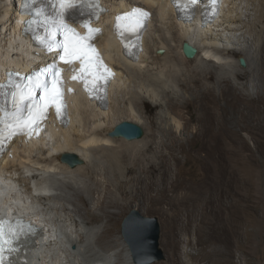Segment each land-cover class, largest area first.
<instances>
[{
  "label": "bare ground",
  "instance_id": "1",
  "mask_svg": "<svg viewBox=\"0 0 264 264\" xmlns=\"http://www.w3.org/2000/svg\"><path fill=\"white\" fill-rule=\"evenodd\" d=\"M105 1L114 13L127 11L133 5H143L156 12L157 15L154 14L146 33L145 52L140 61L125 60L122 57L120 47L108 28H106L107 33L100 38L99 43L107 58L120 72L112 88L109 109L105 110L96 103L88 101L82 94H77L72 98V120L68 128L55 124L50 125L51 131L46 138L27 145L21 142L13 145L14 157L4 161L3 165L7 167L10 174L9 180L2 179L4 185L0 187V196L4 195L2 199L5 200V204L15 215L26 216L29 220L43 221L48 228V235L43 241L41 238L23 241L27 242L26 246H28V253L24 256L27 261L25 260L24 264H109L110 261L112 262L110 264H121L125 261L128 264H134L130 249L123 237L119 242L115 241L116 246L123 247V254L121 251L117 253L115 261L112 260L111 255L101 254L96 248L106 250L110 247L107 240L117 233L118 225L117 214L111 212L110 208L121 206L119 201L111 199L113 179L108 177L103 184L96 179V176L103 172L107 173L110 169L119 168L122 171V179L116 177L118 191L122 197L128 195L124 173L129 169L125 167L129 143L121 138H113L112 133L118 125L125 122L124 119L129 120H126L127 122L133 120L139 126L144 125L143 123L148 120L145 121L139 106L143 108L148 103H152L165 106V110L163 115L160 114L161 116L151 125V129L154 130L156 126H159L163 134L167 136L172 128L168 127V130L165 125H169L170 120L173 119L172 113L176 107V100H178L174 96L176 93L174 89L177 87L183 91L195 90L199 88L202 79H215L217 75L215 71L205 66L209 63L215 64L210 51L214 52V56L215 54H226L241 57L242 54L245 56L248 52L244 49L232 48L230 45L235 47L241 45L252 49L258 41L254 42L256 38L252 37L255 33L257 34V32L253 33L254 24L249 20L248 25L243 18L244 10L250 11L257 8L254 3L257 0H225L220 17L215 22L202 27L199 18H196L193 23L180 21L171 4L172 0ZM244 3H247V6ZM227 5L230 12L231 5L233 6L235 15L227 14ZM259 6L262 7L261 22L264 25V0H260ZM247 16L251 19V14ZM108 17V15L105 16L103 21ZM157 18L165 29L173 32L168 31V35L157 36L154 39L155 48L164 51L161 56L166 62L160 66L161 56H158L152 64L161 69L164 66L163 68L167 70L154 73V69L147 71L145 69L150 67L147 59L149 37L155 29ZM19 19L17 0H9V2L0 0L1 82L5 81L4 75L8 71L14 69L28 71L39 61L51 60L48 57H39L37 55L39 51L21 37ZM260 33L262 35L259 37L260 44L256 46V50L254 49L256 61L252 62L253 60L247 57L250 62L249 68L243 72L236 69L235 75L238 79L242 80L251 76L254 83H257V79L264 80V26ZM185 43L198 49V55L194 59L196 61L194 68L190 67L191 62L185 57L183 51ZM201 63L205 68L200 65ZM226 65L233 66L231 63ZM162 78L172 80L173 85H176L173 86L174 89L168 88ZM229 80L228 77L224 78L221 83L229 84ZM119 98L122 99L120 105L123 107L118 110L116 108L119 105ZM79 124H83V127H87L85 124H91L90 134H82ZM151 136V140L144 144L146 145L144 150H152L153 145L157 143L154 133ZM117 140L122 144L120 148L115 149L112 143ZM110 147L117 155L115 158L107 154ZM67 154L76 155L83 160V164L72 168L68 163L63 162V157ZM141 162L143 160L137 159V163ZM152 168L153 165L143 170L149 172ZM25 173L29 175L26 177ZM16 186H19V189ZM17 189L21 193L17 194ZM96 193L99 195L96 208L107 220L105 225L102 227L100 225L97 229L91 227L93 221L89 218L90 213L95 211L91 209V201L95 199ZM76 217L80 219L77 220ZM69 221L76 227V232L69 225ZM80 226H84L85 229H79Z\"/></svg>",
  "mask_w": 264,
  "mask_h": 264
},
{
  "label": "rangeland",
  "instance_id": "2",
  "mask_svg": "<svg viewBox=\"0 0 264 264\" xmlns=\"http://www.w3.org/2000/svg\"><path fill=\"white\" fill-rule=\"evenodd\" d=\"M254 3L257 8L244 10L243 18L248 25L249 20L254 24L253 33L257 34L252 37L256 38L254 42L258 40L257 44L252 49L230 45L246 50L247 55L215 54L217 58L210 51L215 64L204 65L217 75L214 80L202 79L195 90L174 89L172 80L162 78L168 88L175 90L174 96L178 98L173 119L165 125L168 130V127L172 128L167 136L159 126L151 129V125L163 115L165 106L152 103L143 108L139 106L145 121L148 120L140 125L145 136L138 141L121 138L129 143L125 161V167L129 169L124 173L128 195L122 197L118 191L116 177L122 179L119 168L96 176L103 184L106 178L113 179L111 199L121 204L120 208H110L117 214V233L107 240L109 248L96 247L101 254L111 255L114 261L117 253L121 251L123 254V247L116 246L115 241L119 242L122 237L124 219L136 209L147 217L158 218L161 224L160 248L165 259L154 264H264V80L257 79L254 83L251 76L241 80L235 75L236 69L243 72L249 68L250 58L252 62L256 61L254 49L260 44V30L264 25L260 0ZM228 13L236 14L232 5ZM247 14H251V19ZM157 21L158 18L156 30L149 37L147 59L150 67L145 69H154V73L167 71L164 66L161 69L152 64L155 58L163 55L155 48L154 39L173 32ZM241 58L245 59L246 67L241 66ZM186 59L191 62V68L196 66L195 58ZM165 62L161 56L160 66ZM230 63L233 66L226 65ZM200 65L203 66L202 63ZM227 77L229 84L221 83ZM121 98L118 110L123 107ZM85 125L87 127L84 128L79 124L80 132L90 134L91 124ZM153 133L157 143L152 150H144V144L151 140ZM112 144L118 149L122 142L117 140ZM112 147L107 154L115 158L117 155ZM100 157L103 158L102 155ZM139 158L143 162L137 163ZM152 165L149 172L143 170ZM27 175L29 173H25ZM98 198L96 193L91 201V209L95 211L89 215L93 221L91 227L96 229L107 221L96 208ZM68 223L76 232V227L70 221ZM79 229L85 227L80 226Z\"/></svg>",
  "mask_w": 264,
  "mask_h": 264
},
{
  "label": "snow or ice",
  "instance_id": "3",
  "mask_svg": "<svg viewBox=\"0 0 264 264\" xmlns=\"http://www.w3.org/2000/svg\"><path fill=\"white\" fill-rule=\"evenodd\" d=\"M42 0H25V6L30 8L36 19L31 23L43 27V35H37L38 42L47 52H58L59 61L72 64L79 61L81 65L80 79L90 94L96 95L99 89L95 88L97 80L103 78L104 73L111 75L102 62L96 50L87 43L98 29H92L85 21L89 35L81 37L65 21V13L69 10H80L81 14L96 16L99 9L98 0H50L53 8L51 15L45 8L40 7ZM177 8L193 9L199 0H173ZM219 0H210L206 8L215 15ZM149 13L142 9H133L132 12L117 16V34L123 36L125 31L135 32L143 27ZM98 19V16H96ZM62 36L63 40L57 37ZM127 48L128 45L125 44ZM60 68L53 62L44 67L35 75L25 78V83L9 80L7 84H0V94L4 96V104L10 108H0L3 113L0 118V142H6L18 134L31 135L39 127V122L46 118L48 107L55 106L57 115H60L62 105L63 81L60 79ZM77 78L73 75V79ZM92 84L93 87H89ZM37 92L43 94L38 97ZM37 229L30 224L17 220L14 223L0 220V264H10V257L21 251V242L35 236Z\"/></svg>",
  "mask_w": 264,
  "mask_h": 264
},
{
  "label": "water",
  "instance_id": "4",
  "mask_svg": "<svg viewBox=\"0 0 264 264\" xmlns=\"http://www.w3.org/2000/svg\"><path fill=\"white\" fill-rule=\"evenodd\" d=\"M183 51L188 59H194L198 55V49L189 43L183 45ZM159 54L164 51L160 50ZM242 67H246L245 59H240ZM115 138H123L128 141L140 140L145 136L144 129L132 122H123L112 133ZM63 162L72 168L83 164V160L76 155L67 154ZM161 224L158 218L147 217L134 209L124 219L122 224V237L127 243L134 264H154L165 259L160 248Z\"/></svg>",
  "mask_w": 264,
  "mask_h": 264
}]
</instances>
